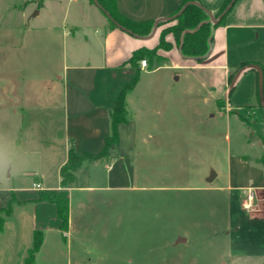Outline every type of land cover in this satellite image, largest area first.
<instances>
[{
  "label": "crops",
  "instance_id": "obj_1",
  "mask_svg": "<svg viewBox=\"0 0 264 264\" xmlns=\"http://www.w3.org/2000/svg\"><path fill=\"white\" fill-rule=\"evenodd\" d=\"M73 1L75 11L63 18L68 26L59 27V39L54 41L60 48L54 58L50 53L44 59L48 79L36 74L21 88L12 80L1 87L5 94L0 96V112L20 121L22 145L16 158L0 165V210L10 209L3 215L0 264H9L15 251L17 264H25L37 232L42 243L31 264L41 259L57 264L63 255L69 264L73 259L74 264H109L103 262L100 251L104 249L117 252V264H170L172 260L154 256L164 247L151 242H93L96 227L99 232L102 225L111 227L108 231H118L119 236L125 222L126 192L139 195L132 198L135 205L141 200L152 208L158 202L157 192L170 188L159 183L158 170L164 168L153 155L160 149L170 150L164 139L174 135V128L168 122L175 114L181 122L189 118L191 98L194 105L203 102L213 107L209 118L217 112L251 109L249 121L237 125L246 143L254 147V156L239 151L236 157L229 156L225 188L252 187L257 201H262L264 116L260 120L257 109L264 112V0H236L222 23L213 27L210 51L204 59L182 57L174 44L170 50L160 49V59L153 67L140 64L135 84L126 95L128 121L119 125L118 154L86 162L75 172L68 186L69 224L63 230L57 205L40 200L39 193L63 188L61 169L71 142L79 153L102 151L111 133L116 99L135 77L134 52L154 48L159 42L158 29L145 39L112 24L96 0ZM113 1L123 19L153 23L177 14L185 4V0ZM198 1L215 16L226 2ZM39 4L43 6L44 0ZM37 8L32 16L40 14ZM51 41L44 39L47 51H52ZM155 118L166 123L160 125ZM176 134L188 137V128ZM220 168L209 166V175L204 173L203 179L209 180L211 171L219 179ZM170 247L177 250L178 244Z\"/></svg>",
  "mask_w": 264,
  "mask_h": 264
},
{
  "label": "rangeland",
  "instance_id": "obj_2",
  "mask_svg": "<svg viewBox=\"0 0 264 264\" xmlns=\"http://www.w3.org/2000/svg\"><path fill=\"white\" fill-rule=\"evenodd\" d=\"M40 1L0 0L1 98L5 94L1 87L6 81H15L18 89L36 74L48 79L44 59L50 53V58L55 57L53 54L60 48L54 43L59 39V27L68 26L63 18L76 9L73 0H44L43 6ZM38 6L40 14L32 16ZM176 25L175 18L163 20L158 27L159 42L164 39L178 45L173 32ZM152 30L153 27L149 34ZM47 37L53 41L52 51L44 47ZM51 61L57 64L55 59ZM192 100L188 119L181 122L175 114L168 122L174 128V135L164 139L168 140L170 150L163 152L158 147L160 150L152 158L164 168L158 170L159 183L168 184L170 188L157 192L158 202L152 203V208H146L141 200L135 205L132 198L139 195L126 192L122 233L118 236V231H108L111 227L102 225L100 232L96 227L98 233L93 242H151L164 247L154 256L158 260H172L170 264H180V261L186 264H264V201L256 200L254 210H247L244 206L247 188H225L229 156L236 157L238 151L254 156V147L246 143L237 125L249 121L251 109L230 110L227 114L217 112L215 118H209L213 107L203 102L194 105ZM257 113L262 120L263 110L258 108ZM155 121L160 125L166 123L157 118ZM19 122L0 112V165L16 158L21 149ZM187 128L188 137L176 134ZM209 166L221 167L219 179L216 180L217 175L212 180L203 179L204 173L209 175ZM3 215L0 212V217ZM171 243H177L178 249L171 248ZM100 253L103 262L117 264L116 251L104 249ZM17 255L15 251L9 264L20 261ZM37 264L46 263L41 259ZM57 264H69L67 256L59 257Z\"/></svg>",
  "mask_w": 264,
  "mask_h": 264
},
{
  "label": "trees",
  "instance_id": "obj_3",
  "mask_svg": "<svg viewBox=\"0 0 264 264\" xmlns=\"http://www.w3.org/2000/svg\"><path fill=\"white\" fill-rule=\"evenodd\" d=\"M193 0H185V3ZM231 0H226L223 9L226 8ZM103 7L110 13V15L121 25L127 27L131 31L139 35H148L153 27V22H136L128 21L118 15L113 0H99ZM208 14L205 10L195 4H190L178 17L177 25L173 32L175 33L178 46L182 39V33L184 30L189 29L183 37V54L186 56H200L199 60L207 57L210 51L209 37L212 35L213 27L222 23V20L218 24H213L211 21H206ZM110 20V19H109ZM111 21V20H110ZM112 24H114L111 21ZM173 47L171 43H167L164 39H161L157 46L151 51L149 48H141L134 52L131 63L136 69L135 77L131 83L124 86L121 93L116 99L115 106L111 111V133L106 137L105 146L102 151L98 153L84 152L79 153L74 143L71 142L69 148L68 159L61 169L62 177V189L59 190H43L39 193L40 200H48L54 202L57 205L58 216L61 220V227L63 230L68 228L69 224V194L68 186L75 180V172L81 168L86 162H95L105 157H114L118 154V147L120 144L119 125L128 121V110L126 95L128 91L134 86L135 81L139 75V69L142 59H146L148 67H153L155 60H159L158 50H170ZM157 50V52H156ZM263 87V85H261ZM0 212L9 213L10 209H2ZM5 222L4 216L0 217V232L3 229ZM42 243V235L37 232L34 239L33 247L29 251V256L25 264H31L36 251L39 249Z\"/></svg>",
  "mask_w": 264,
  "mask_h": 264
},
{
  "label": "water",
  "instance_id": "obj_4",
  "mask_svg": "<svg viewBox=\"0 0 264 264\" xmlns=\"http://www.w3.org/2000/svg\"><path fill=\"white\" fill-rule=\"evenodd\" d=\"M97 1V4L98 6L104 11V13L109 17V19L115 24L117 25L118 27L136 35V36H140V37H143L145 39H148V38H151L155 35V33L157 32V29L159 27V24L165 20V19H171V18H176L178 17L190 4H195V5H198L199 7H201L203 10H205L208 15L210 16V21L213 22L214 24H218L222 18L225 16V14L231 9V7L233 6V4L235 3L236 0H231L228 5L226 6V8L221 12V14H219L218 16H215L209 9H207L203 4H201L198 0H193V1H189L187 3H185L183 5V7L181 8V10L173 15V16H170V17H164V18H160V19H157L155 22H154V25H153V30L152 32L149 34V35H139V34H136L134 33L133 31H131L130 29H128L127 27L121 25L119 22H117L111 15L110 13L101 5L98 3V0ZM187 31H190L189 29H186L183 31L182 33V39H181V42L179 44V54L182 56V57H188V58H193V59H200L201 57L200 56H186L183 54V51H182V48H183V37L185 35V33ZM212 40V36L209 37V42H211ZM215 177V171H211L210 173V177H209V180H212L213 178Z\"/></svg>",
  "mask_w": 264,
  "mask_h": 264
},
{
  "label": "built area",
  "instance_id": "obj_5",
  "mask_svg": "<svg viewBox=\"0 0 264 264\" xmlns=\"http://www.w3.org/2000/svg\"><path fill=\"white\" fill-rule=\"evenodd\" d=\"M141 67H148V62L146 59L141 60ZM34 186L41 187L39 183H34ZM261 199L262 201H264V197H262ZM256 200H259L256 190L252 187L248 188L245 194V208L247 210H254L255 203L257 202Z\"/></svg>",
  "mask_w": 264,
  "mask_h": 264
}]
</instances>
